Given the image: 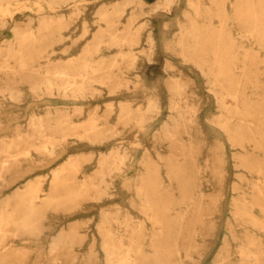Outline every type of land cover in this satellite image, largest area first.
<instances>
[{
	"label": "rangeland",
	"instance_id": "1",
	"mask_svg": "<svg viewBox=\"0 0 264 264\" xmlns=\"http://www.w3.org/2000/svg\"><path fill=\"white\" fill-rule=\"evenodd\" d=\"M139 1L0 6V216H11L1 221L8 224L0 227V264H116L129 246L134 264H246L239 249L247 236L259 242L264 262V230L235 216L243 206L264 223V0H162L155 14ZM45 17L55 22L49 48L18 52L16 33H36ZM81 62L92 96L43 102L31 94L53 72L65 73L59 76L68 84ZM5 90L20 98L3 100ZM151 98L159 104L148 112ZM124 105L140 125L120 112ZM48 108L69 111L73 126L95 119L101 141L69 152L55 138L56 154L42 152L40 133L28 124L58 120L45 115ZM69 155L79 168L75 194L57 203L69 173L54 181L52 170ZM100 159L109 164L104 183L89 190L81 184L99 174ZM148 198L166 223L184 217L171 257L168 242L152 241L167 230L140 209ZM102 214L142 222L145 234L129 245L127 230L115 226L121 247L107 255Z\"/></svg>",
	"mask_w": 264,
	"mask_h": 264
},
{
	"label": "bare ground",
	"instance_id": "2",
	"mask_svg": "<svg viewBox=\"0 0 264 264\" xmlns=\"http://www.w3.org/2000/svg\"><path fill=\"white\" fill-rule=\"evenodd\" d=\"M22 0H0V6L1 5H8L10 3H19ZM51 4H55L57 2V0H48ZM126 3H134V2H138V0H125ZM140 2V1H139ZM165 3H169V0H165ZM141 3V2H140ZM162 0H158L156 2V5L154 7L149 8V10H146V8H144V5H141V11L144 12H149L151 14H155V12H157L158 10H161L162 7L164 6V4H162ZM144 4V3H143ZM143 8V9H142ZM195 15H197L196 13H194ZM107 16H104L105 19ZM104 18H102L104 20ZM55 26V22L50 21L48 19V17L44 18V21L38 26V29L35 33V31H27L25 33H20L17 32L16 34L23 37L18 45H17V51L18 52H35L40 48V44H44L45 48L47 49V47L49 48L50 43H52L56 37V35H54L55 33L52 31H50V28ZM41 27V28H40ZM52 33V34H51ZM126 36L128 34H130V31L127 30L126 32ZM50 36V38L47 40L45 39L44 41L39 39L38 37H43V36ZM53 37V38H52ZM131 36L126 40L127 42H130L131 40ZM152 41V39H150ZM124 41V42H126ZM37 49V50H36ZM30 52V53H32ZM20 64L24 65L23 62H21L20 60ZM77 66L82 67L81 70H78L72 77H71V81L68 82V84H66L67 82L65 80L62 81V76L59 75H65V73L61 72V73H57V72H53L52 75H54V79H47V77L42 81V84L44 85V88H38V87H32L30 88L31 90V94L34 96L35 95V99L37 100H43V102H48V100H59V99H68V100H84L90 95L92 96L94 94V92H87V88L83 85L86 82L89 81V79L86 77L85 70L83 71L84 68H87L88 64L86 62H81L79 64H77ZM80 69V68H78ZM72 72V71H71ZM63 73V74H62ZM74 73V72H72ZM46 74H49V72H46ZM226 72L224 71H217L216 76L217 77H222L223 75H225ZM60 78V79H59ZM29 82V81H28ZM65 82V83H64ZM100 83H102V80L99 81ZM37 83V82H34ZM18 93V92H17ZM17 93L10 91V90H5L3 95H2V99L3 100H9V101H16L20 98L19 95H17ZM158 101L154 98H151L148 100V108L147 111L150 112L151 109H156L158 107ZM82 108V107H79ZM138 111V110H137ZM80 112V111H78ZM120 112L123 115H128L131 116L132 118L135 119L136 124H139L143 122L142 118H140L139 116H143V114H139V111L137 112V116L139 114V119L136 118L135 116H132V113L134 115V112L130 111V108L128 105H124V106H120ZM45 115L49 116H53L54 117H58V120H53V121H45L46 125L42 124L43 121H41L40 119H34V120H30L29 124H28V128L29 127H33L34 131H38L40 133L39 137L41 139V145H42V152L46 153L47 155H54L56 154L55 151V147L57 145V143L53 140L55 138H61L63 143L66 144V147L68 149L69 152L73 151V150H80V149H85L90 145H93L94 143H96L97 141H101V138L96 137V131H97V127L95 126V122L96 120L94 119H87L86 121L83 122H78V123H74L75 125L73 126L72 123L70 122V120H68L69 117V111L66 110H50L49 108L47 109V111L45 112ZM33 118V115H32ZM129 118V117H127ZM132 120V119H131ZM85 130V135H80L78 133L79 130ZM88 131H91V133H87ZM96 137V138H95ZM94 138V139H93ZM65 154V153H63ZM55 158V157H54ZM55 160V159H53ZM116 158L111 160V164L115 163ZM105 159H100V166H101V170L98 172L99 174L94 176V177H88V183H82L81 185L85 186V184L89 187L88 189L90 190L92 189H96L99 188L100 185L102 183H104V174H103V167L105 168L106 166H104L105 164L109 167L108 162H105ZM68 172L69 174L67 175V179L63 178L64 180H66L64 183H62L60 186H64L62 191H59L58 193H56L57 196V203H61L62 201H66L68 199V197H70L71 195L75 194V192L72 191V186H73V181L75 179H77V175L76 173L79 171V168L76 166L74 159L71 157V155H69V157L66 159L64 165L61 167V169H53L52 173H53V180L57 181L60 178V172ZM39 177V175H38ZM56 179V180H55ZM61 182V181H60ZM55 184V183H54ZM64 184V185H63ZM86 186V187H87ZM87 190V189H86ZM86 190H84L83 192L85 193ZM81 193L78 192V194ZM77 194V193H76ZM82 194V193H81ZM61 195V196H60ZM37 197V196H35ZM153 199H142L140 200V209L142 211H144L146 213V216L148 219H150L152 226L158 228V229H164L166 228L167 231L163 232L160 231L157 235H154V239H152L153 242H157L159 244L162 245H167V242L170 246L167 247L166 251L170 252L169 255L167 256H173V254H177L178 253V243H179V239H178V233L179 230L178 228L182 225V223H184L183 216H178V220L175 223H166V221L164 220L166 217L163 216L161 213H159L160 216L155 214V209L157 211H159V209L153 205ZM235 211L237 212L235 215L237 217H240L241 219H246L248 224L251 225L254 228H258V229H263L264 230V223L255 220L254 216H252L250 214L251 209L246 208V207H238L237 205L235 206ZM161 211H163V209L160 208ZM154 212V213H153ZM11 216H7V218L5 217V215L0 216V227L1 224H5L7 225V222H3L1 223L2 220H10ZM101 221L99 223V232L100 234L103 236L102 242L104 245H111L110 248L106 247V253L108 254V250L111 253V249L112 251H116L117 250V246L121 247V241L120 239H118L117 235V231L115 230V226L118 229V226L122 225L126 230H127V235H128V242L129 245L132 243L133 236L136 235L138 237H140V235H144L145 233L141 230L145 224L142 222H136V223H130L127 220L120 222L117 218H112V217H108L105 214L101 215ZM181 220V221H180ZM169 227L174 228L173 232H168ZM135 229V230H134ZM167 234L170 235L169 237H167ZM65 236V235H63ZM151 241V242H152ZM61 242L60 238L58 240L55 241V245L57 243ZM152 242V243H153ZM117 243L119 245H117ZM117 245V246H116ZM259 245V242L253 238V236H247V242H246V246L241 247L239 249V253H240V257H241V261H245L246 264H264V262L260 261L259 258L260 256L257 254V246ZM163 247V246H162ZM163 250L165 249L164 247L162 248ZM130 246L127 247L125 249V252L123 253V255L121 256V261H118V263L116 264H134L135 261H132L131 259V255H130ZM133 250V249H132ZM170 250V251H169ZM137 252L140 251V249L136 250ZM123 252V251H122ZM162 256H164L163 254H160ZM178 256V255H177ZM155 260L159 261L158 257L155 258ZM109 264H113V263H109Z\"/></svg>",
	"mask_w": 264,
	"mask_h": 264
},
{
	"label": "crops",
	"instance_id": "3",
	"mask_svg": "<svg viewBox=\"0 0 264 264\" xmlns=\"http://www.w3.org/2000/svg\"><path fill=\"white\" fill-rule=\"evenodd\" d=\"M140 1H141V5H144V8H146V10H149V8L154 7L156 5V2L158 0H140ZM156 23H158V21H156Z\"/></svg>",
	"mask_w": 264,
	"mask_h": 264
}]
</instances>
